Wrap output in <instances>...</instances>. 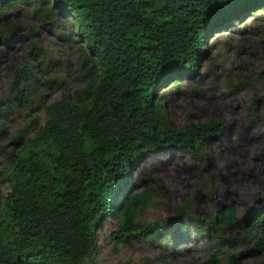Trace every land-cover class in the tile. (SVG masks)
<instances>
[{
    "label": "trees",
    "instance_id": "trees-1",
    "mask_svg": "<svg viewBox=\"0 0 264 264\" xmlns=\"http://www.w3.org/2000/svg\"><path fill=\"white\" fill-rule=\"evenodd\" d=\"M19 9L40 25L54 18L77 25L84 82L44 107L47 121L35 137L22 144V136L13 138L19 149L5 170L10 192L0 213V264H96L98 232L115 217L117 247L185 232L216 240L217 251L209 250L203 264H223L236 242L264 254V212L239 218L228 207L200 218L188 202L175 218L145 224L152 193L130 189L131 170L145 155L166 148L196 155L224 134L216 120L171 130L156 96L197 71L210 36L263 11L264 0H0L5 42L15 38L6 21ZM33 62L11 80L23 111L33 102ZM4 115L0 110V120ZM2 155L8 153L0 144ZM230 226L240 234L226 238Z\"/></svg>",
    "mask_w": 264,
    "mask_h": 264
},
{
    "label": "rangeland",
    "instance_id": "rangeland-1",
    "mask_svg": "<svg viewBox=\"0 0 264 264\" xmlns=\"http://www.w3.org/2000/svg\"><path fill=\"white\" fill-rule=\"evenodd\" d=\"M17 13L19 17L6 21L12 23L15 38L9 42L0 38V110L5 112L0 144L8 153L0 156V213L10 192L5 170L13 160L8 158L19 149L13 138L22 136V144L35 137L47 121L44 107L61 101L64 91L82 88L84 82L77 25L62 18L40 25L25 19L27 11ZM203 52L197 71L180 79L178 87L161 88L156 99L163 103L162 115L171 130L216 120L225 132L207 141L196 155L166 148L136 163L131 192L152 193L142 223L175 218L188 202L200 218L215 217L228 207L239 218L264 212V10L210 36ZM33 59V102L23 111L14 99L11 80ZM119 227L116 217L103 223L96 264H203L209 250L217 251L213 237H188L185 232L169 241L163 237L117 247L114 233ZM222 233L229 238L240 230L230 226ZM237 253L242 255L233 264H264V254L240 242L228 246L223 264Z\"/></svg>",
    "mask_w": 264,
    "mask_h": 264
}]
</instances>
